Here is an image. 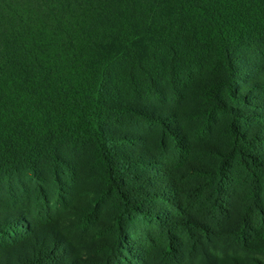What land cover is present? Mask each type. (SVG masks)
Wrapping results in <instances>:
<instances>
[{
  "label": "trees",
  "instance_id": "trees-1",
  "mask_svg": "<svg viewBox=\"0 0 264 264\" xmlns=\"http://www.w3.org/2000/svg\"><path fill=\"white\" fill-rule=\"evenodd\" d=\"M0 264H264V0H0Z\"/></svg>",
  "mask_w": 264,
  "mask_h": 264
}]
</instances>
